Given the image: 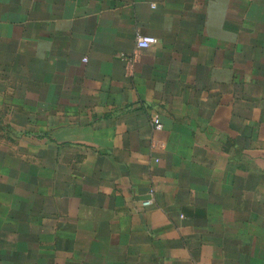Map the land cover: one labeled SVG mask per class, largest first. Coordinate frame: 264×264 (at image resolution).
Segmentation results:
<instances>
[{"label":"crops","instance_id":"0c3cea01","mask_svg":"<svg viewBox=\"0 0 264 264\" xmlns=\"http://www.w3.org/2000/svg\"><path fill=\"white\" fill-rule=\"evenodd\" d=\"M0 264H264V0H0Z\"/></svg>","mask_w":264,"mask_h":264},{"label":"built area","instance_id":"2783aa9c","mask_svg":"<svg viewBox=\"0 0 264 264\" xmlns=\"http://www.w3.org/2000/svg\"><path fill=\"white\" fill-rule=\"evenodd\" d=\"M156 42H157L156 39L152 36H140V35H138L136 37V47L138 49L148 48V47L156 44ZM152 124H153V128L155 130H160L162 128V125H161V122H160L158 115L155 114L152 117ZM149 194H150V198L145 199L141 202L142 207H148L152 204V202H153L152 201V196H153L152 189H150Z\"/></svg>","mask_w":264,"mask_h":264}]
</instances>
